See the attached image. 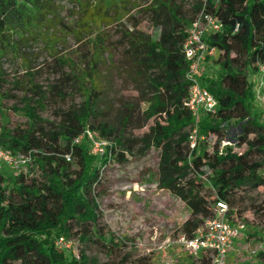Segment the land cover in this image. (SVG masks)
<instances>
[{"label":"trees","instance_id":"obj_1","mask_svg":"<svg viewBox=\"0 0 264 264\" xmlns=\"http://www.w3.org/2000/svg\"><path fill=\"white\" fill-rule=\"evenodd\" d=\"M62 1L0 0V68L3 61H14L26 68L30 81L35 73L22 49L41 41L58 75L57 83L47 89L28 85L31 97L26 95L18 110L27 118L26 127L0 126V148L29 154L40 173L29 178L20 172L8 179L0 172V264H96L86 249L76 259L58 249L55 240L64 237L85 247L106 246L98 228L96 188L101 171L113 159L124 162L125 153L137 146L140 154L152 148L160 151L158 187L190 212L181 226L183 236L192 237L214 218L218 201L227 204L226 219L239 223L236 193L264 189V107L255 98L256 82L249 79H258L264 66V0H195L191 15L176 0H76L69 25L60 17ZM203 9L222 23L220 32L206 37L207 44L221 53V61L218 73L203 72L201 86L217 100V107L200 114L196 146L191 148L188 136L194 117L186 103L189 62L182 47L190 23ZM140 14L149 17L152 34L139 28ZM109 29L120 34L119 64L141 92L142 125L153 121L136 139L110 125L101 108L106 87L99 67L112 64ZM56 30L72 34L78 42L85 39L90 58L80 60V68L55 51ZM71 82L79 84L81 106L61 110L56 127L47 128L37 110H44L50 95L64 98V88ZM2 97L7 93L0 95V105ZM132 116L126 114L122 124ZM233 125L237 134L233 145L221 149ZM85 130L108 142L103 154H92L84 140L75 142ZM234 146L244 150L236 152ZM209 259L202 255L191 264H207ZM137 264L150 263L140 258Z\"/></svg>","mask_w":264,"mask_h":264},{"label":"rangeland","instance_id":"obj_2","mask_svg":"<svg viewBox=\"0 0 264 264\" xmlns=\"http://www.w3.org/2000/svg\"><path fill=\"white\" fill-rule=\"evenodd\" d=\"M176 1L186 15H191V7L195 0ZM60 5L62 7L60 17L69 25L70 11L77 9L76 0H63ZM132 14L135 15L134 12ZM137 19L140 22L139 28L146 34H152L154 28L149 17L140 14ZM51 33H54V30H51ZM108 33L112 64L106 62L99 67L102 83L106 87L101 108L105 110L110 125L123 131L125 137L136 139L153 121L142 125L145 104L141 92L130 82L127 73L119 64L123 50L118 44L120 34L115 29H109ZM54 41L55 51L70 57L71 65L77 66V69L81 67L80 60L82 61L84 57L90 58L85 39L78 42L72 34L56 30ZM22 50L29 60L30 71L35 73L30 81L26 68L14 61H3L0 68V95L3 93L8 95L1 100L0 126L9 129L26 127L27 118L18 110L23 107V98L26 95L31 97L27 90L30 82L47 89L51 84L57 83L58 78L52 68V58L48 55L43 42H30L29 46ZM220 61L221 53L216 51L206 62L204 71L218 73ZM64 70L69 71L68 68ZM249 79L254 83L258 82L255 77ZM17 82L23 86L19 84L16 86ZM78 86V83L71 82L64 88V98L50 95L44 102V110H37V115L45 121L44 126L54 129L59 122L57 114L61 110L79 109L83 97ZM130 112L133 115L130 122L123 125L122 118ZM236 135V126L233 125L228 129V138L221 143L220 148L233 145L231 139ZM83 140L92 154L95 144L100 148L109 145L99 134L90 130H85L75 142ZM214 141L215 138H212L210 145ZM138 149L137 146L131 153H125L124 162L113 159L101 171V182L96 188L101 215L98 228L104 234L106 246L102 247L101 243H96L85 247L78 241L70 240L72 247L69 252L78 259V252L84 248L86 255L93 258L96 264H137L140 258L150 264H191L192 259L179 244L182 236L181 226L189 218L190 212L181 201L158 187L160 151L152 148L145 154H140ZM234 150L242 152L244 147L234 146ZM10 153L14 157L19 156L18 153ZM31 163L32 159L27 165L16 169L0 162V172L8 179L20 172L29 178L39 177V171ZM236 197L238 201L236 209L239 211L237 222L243 223L245 229L228 253L226 264H264V257L257 256L259 252L264 253V189L239 190ZM167 240L171 244L163 251L162 247Z\"/></svg>","mask_w":264,"mask_h":264},{"label":"built area","instance_id":"obj_3","mask_svg":"<svg viewBox=\"0 0 264 264\" xmlns=\"http://www.w3.org/2000/svg\"><path fill=\"white\" fill-rule=\"evenodd\" d=\"M222 23L213 13L201 10L190 23L187 30V37L183 44V53L189 62L186 79L190 83L187 107L194 117L193 128L189 132L190 147L196 146L198 132L197 123L202 112H212L217 107V100L201 86V78L204 72L207 59H211L217 51L206 42V37L220 32ZM257 102L264 107V66L259 68L258 82L254 87ZM105 148L95 144L94 154H103ZM29 154H19L14 157L10 152L0 148V162L12 168H19L30 162ZM215 217L208 219L198 228L192 237L181 236L179 244L186 251L191 259L208 255L207 264H226L228 253L231 251L234 242L242 235L245 226L242 223L232 224L226 219L228 210L224 201L215 204ZM72 241L64 237L55 240V246L60 250L70 251ZM167 240L162 247L164 251L170 245ZM78 258V256H76ZM165 260V253L163 261Z\"/></svg>","mask_w":264,"mask_h":264}]
</instances>
